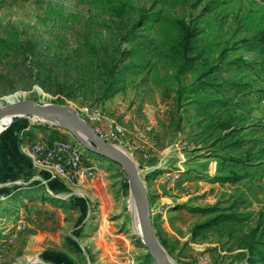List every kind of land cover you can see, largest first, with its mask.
Returning a JSON list of instances; mask_svg holds the SVG:
<instances>
[{"label":"rangeland","instance_id":"obj_1","mask_svg":"<svg viewBox=\"0 0 264 264\" xmlns=\"http://www.w3.org/2000/svg\"><path fill=\"white\" fill-rule=\"evenodd\" d=\"M263 29L264 0H0V107L67 106L132 156L177 264H264ZM63 140L86 182H47L21 150ZM132 191L68 129L6 119L0 264H156Z\"/></svg>","mask_w":264,"mask_h":264},{"label":"water","instance_id":"obj_2","mask_svg":"<svg viewBox=\"0 0 264 264\" xmlns=\"http://www.w3.org/2000/svg\"><path fill=\"white\" fill-rule=\"evenodd\" d=\"M15 118H48L59 122L92 153L119 165L127 174L129 184L134 192L138 205L144 245L156 264H168L161 256L162 249L152 219V204L145 182L142 180L138 166L121 156L114 146L108 143L80 115L67 106L38 104L27 100L11 101L0 107V120ZM68 125V127L66 126Z\"/></svg>","mask_w":264,"mask_h":264},{"label":"built area","instance_id":"obj_3","mask_svg":"<svg viewBox=\"0 0 264 264\" xmlns=\"http://www.w3.org/2000/svg\"><path fill=\"white\" fill-rule=\"evenodd\" d=\"M21 150L36 171L48 175L47 182L70 178L80 183L93 175L91 169L86 168L85 157L78 143L63 140L25 145L23 142Z\"/></svg>","mask_w":264,"mask_h":264},{"label":"bare ground","instance_id":"obj_4","mask_svg":"<svg viewBox=\"0 0 264 264\" xmlns=\"http://www.w3.org/2000/svg\"><path fill=\"white\" fill-rule=\"evenodd\" d=\"M6 119H11V117H6L2 120H0V130H1V127H2V124H3V121H5ZM44 120H47L49 122H51L52 124H55V125H60L59 122L57 121H54L52 119H48V118H45ZM68 127V125H66ZM115 150L121 155L123 156L124 158H126L127 160H129L131 163L137 165V162L134 160V158L132 156H130L128 153H126L125 151L119 149V148H115ZM133 192V191H132ZM134 194V192H133ZM134 197V195H133ZM133 219H134V226H135V232L137 233V235L140 236V239H141V242L144 243V238H143V234H142V229H141V224H140V220H139V212H138V205H137V202H136V199L135 197L133 198ZM161 252V256L162 258L164 259V261H166L168 264H177L174 260H172L168 255L167 253L161 249L160 250Z\"/></svg>","mask_w":264,"mask_h":264},{"label":"trees","instance_id":"obj_5","mask_svg":"<svg viewBox=\"0 0 264 264\" xmlns=\"http://www.w3.org/2000/svg\"><path fill=\"white\" fill-rule=\"evenodd\" d=\"M250 43L258 46L261 49L262 54L264 55V29L259 32Z\"/></svg>","mask_w":264,"mask_h":264}]
</instances>
